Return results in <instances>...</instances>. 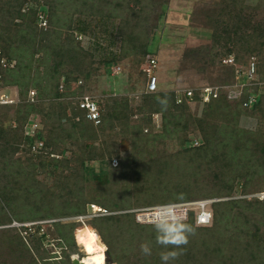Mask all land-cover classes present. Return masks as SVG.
<instances>
[{"label":"trees","instance_id":"1","mask_svg":"<svg viewBox=\"0 0 264 264\" xmlns=\"http://www.w3.org/2000/svg\"><path fill=\"white\" fill-rule=\"evenodd\" d=\"M62 1L0 0V57H5L7 61H15L13 67H3L0 64V71L3 75L1 84L9 88L16 87L19 101L16 118L19 126L17 128L10 126L7 130L4 125H0V174L2 172L0 175V214L2 213L0 222H10L13 219L17 221L40 220L42 217H51L61 213H78L85 211L86 202L91 200L109 208H117L119 204L110 205L107 202V195L111 193L108 188H112L113 184L112 180L109 182V179L115 175L112 169H116L127 181L124 183L123 196H126L130 182L138 186L142 183L136 177L140 172L138 153H140L141 142L147 139V136L143 134V123L149 122L154 113H159L161 114V125L165 131H168V134L184 131L190 125L191 115L186 116L190 103L185 97L178 102L175 90H157L142 94L140 108L143 113L140 118L133 117V107L127 96L98 100L101 111L98 123L87 117L86 110L78 104L79 99L73 98L74 101H72L69 98L71 109L75 114H79L81 119L79 121H74L73 118L64 119L65 111L62 107V100L86 93L92 73H96L98 68L93 64L96 61L97 64H103L104 74L110 75L112 67L120 62L125 48L127 54H140L141 58L138 60L149 56L148 54L152 53L151 45L155 37L156 25L146 28L143 23H132L138 12L136 5L129 7V10L121 14L127 7L126 0H115L113 6L110 4L114 0H79L85 5L90 2V10H82L77 14V27L72 24L74 14L58 23L54 21V17L57 16L58 21L61 20L57 8ZM100 2L105 6L102 4L100 6ZM246 4L241 0H220L216 8L211 11L207 10L208 14L205 16L208 18L207 23L210 22L211 42L196 47L192 51L195 53L193 56L203 62V68L204 64L209 67L219 62V59L233 56L236 63L243 61L244 65L241 69L247 71L249 61L254 57L256 65L254 80L260 83L264 82V23L256 19L251 11L252 7ZM94 8L98 9L101 16L94 15L98 13L94 11ZM40 13L46 15V27L39 25ZM103 16L110 19L120 18L121 22H128V26L119 27L117 32L115 31V34L121 38L123 48L118 53L110 51L107 46L108 44L115 45L116 38L111 37L108 43L104 44L100 37L96 36L93 45L84 48L77 40L78 35L73 32L75 29L79 34L87 33L91 24L95 23L94 18ZM219 82L229 84L231 79ZM31 90L35 91L34 100L38 99L37 102L30 100ZM251 90V93L257 94L256 101L251 105L243 106L242 104V101L248 98L247 90L240 100H231L226 93L222 92L218 97H212L203 102L204 116L208 117L213 110H224L229 106L228 103H235L256 115L260 123L264 124V93L259 92V85H255ZM192 102H201L198 91L195 92ZM30 116L40 117V126L37 133L32 136L24 132L25 124ZM205 117L202 119L204 120ZM199 121L201 122L200 119H196V122L199 123ZM111 131L114 133L112 134ZM243 131L237 130L236 126L227 129L223 137V141L226 140L225 155L229 159L230 165L228 166L232 173V180H229L228 184L224 183L219 189L222 192L214 194L232 195L236 187H240L243 193L252 192L249 188L248 176L252 174V162L255 158L249 154V149L243 148ZM248 133H250L249 137L254 136V139L260 136L258 141L262 145L259 149L261 157H264V127L257 133L252 131ZM99 134L103 138L104 135L118 138L120 149L128 153L126 155L117 154L120 156L119 167H110L109 172L103 171V174H109L106 179L102 177V173V176L93 174L95 179H100V185L104 188H99L97 192L91 194V197L80 198L78 192L82 189L80 178L82 174L83 176L92 175V161L109 160L110 162L113 156V151L103 150L90 139ZM75 135L85 137V139L77 144L71 141L73 145H76V149H73V154L67 158L64 155L65 144ZM207 136L206 134V139H208ZM39 140H43L44 145L36 152L32 151L31 145ZM103 140L105 141L106 138ZM183 141L185 145H188L185 148L186 151L207 149L206 143L203 142V144L202 141L198 148H194L196 145L187 137ZM20 145H23L27 157L15 161L13 156ZM30 152L32 154H28ZM12 161L17 162L16 169L13 171L17 175L21 176L26 171L27 174H32L36 170H41L42 173L53 176L58 174L62 178L56 180L54 188L45 189L35 188L34 180L30 181L26 187V193L24 192V197L29 203L26 206L21 201L23 181L17 180L15 184H11L13 182L8 178L5 169L6 163L12 165ZM25 167L28 169L25 170ZM130 174L133 176H129ZM186 177L187 175L183 173L174 184H169L167 179L161 178L158 188L162 189L151 197V201L186 198L191 182L186 181ZM21 186L22 189L18 196H15ZM144 187L150 186L145 183ZM261 191H264V188L255 190V194ZM209 207L213 213L211 225H198L194 211H189L185 222L192 226L194 234L189 235L187 245L178 248L172 245L164 247L157 243V231H154L155 244L151 249L152 262L162 264V253L176 252L177 257L170 260L169 264H264V196L254 195L249 198L213 201ZM7 208L12 213L11 215L6 213ZM53 224L56 226L54 238L64 242L66 248L74 250L75 244L78 243L77 234L74 231L77 224H60L55 221ZM230 225L233 226V231L229 229ZM91 226L107 246L103 255L105 264H113L115 260L121 258L127 259L133 249H137L138 253L142 254L141 246L137 247L132 240L138 231L136 227L140 226L132 213L124 212L97 217L93 219ZM20 229L31 235L30 240H22L21 244L25 250L39 251V240L42 236H47L43 231L44 224L37 222L32 225H22ZM108 232L111 233L112 240L107 236ZM38 233H41V236H38ZM106 257L109 259L107 262ZM69 259H67L69 264H73ZM44 262L52 264L47 259Z\"/></svg>","mask_w":264,"mask_h":264},{"label":"rangeland","instance_id":"2","mask_svg":"<svg viewBox=\"0 0 264 264\" xmlns=\"http://www.w3.org/2000/svg\"><path fill=\"white\" fill-rule=\"evenodd\" d=\"M219 1L220 0H126L127 7L121 14L129 10V7L136 5L135 7H137L138 12L132 23H143L146 28L156 25V33L151 45L152 53L141 60H138L141 58L140 54H127L125 52L127 49L121 47V38L115 34V31L117 32L119 27L128 26V22H121L120 18L110 19L107 16H103L100 17V19L95 17L93 20L95 23L91 24L89 30L85 34H79L74 29V34L78 35L77 40L81 42L84 48L92 46L95 39L94 37L97 36L100 37V40L104 44L108 43L111 37L117 39L115 45H107L110 51L118 53L120 49L124 50L120 62L112 67L110 75L104 74L105 67L103 64H97V61L93 64L98 67L97 72L92 73L91 81L85 94H90L96 99L97 103L98 100L101 101L107 97L119 98L127 96L130 99L131 107H133V117L140 118L143 113L140 108L141 95L150 92L147 89L148 75L145 70L151 58H154L156 61V65L153 69L158 79V91L175 90L177 93H181V91H177V89L200 88L204 85L218 84L220 83L219 81L227 79H231L230 83L235 82L238 75L237 71H240L244 65L242 64L243 61H239V63L232 66L224 64L222 60L219 59V62L217 61L215 65H210L208 67V65L206 66L204 64L203 68V62L200 61L198 57H194L193 54L195 53L192 51L196 47L211 42L210 22L207 23L208 18H206L205 15L208 14L207 10L211 11L216 8ZM242 1L247 3L246 5H250L253 9L251 11H253L256 19L264 23V0H241V2ZM115 2L114 0L110 5L113 6ZM89 3L85 5L79 0H63L59 8H57L61 20L58 21L56 16L54 17V21L61 23L63 19L67 20L68 17L74 14L72 24L74 27H77V14L82 10L89 11ZM101 4L105 6L104 3L100 2V6ZM94 11L98 12L94 15L101 16L98 9ZM99 55L98 57H100ZM202 68L204 70H202ZM239 78L242 79V76L240 75ZM232 79L234 80L232 81ZM255 85H259V92L264 93V82L258 83L256 80L249 81L247 89H251ZM9 92H11L13 98L17 100L12 104H7L0 108V125H4L7 130H9L10 126L16 128L19 126V122L16 119L19 102L17 98V88L10 87ZM80 96L81 95L66 97V100H62V107L65 111L64 119L73 118L74 121H79L81 119V116L75 114L69 104L70 99L74 101V99H79ZM37 101L38 99H35L33 102ZM189 103L190 107L186 116L191 115L190 125L184 131H176L172 134H168V131H165L161 125V114L159 113H154L149 122L143 123V134L147 136V139L141 142L140 153H138L140 158L138 160V168L140 172L136 177L139 182L142 181V183L138 186V184L130 182V188L126 191V196H123L124 183L127 181L123 179L116 169H112L115 175H112L109 179V182L112 180L113 184L111 185L112 188H108L111 193L107 195V202L110 205L113 203L119 204L117 208H109L95 200H91L86 202L85 211L78 213H61L51 217H42L40 220L17 221L13 219L10 222H0V264H45L44 261L46 259L52 262V264H69L68 258H70L69 260L71 263H73L72 260L74 258H78L79 260H83L84 264H105L103 255L104 251L106 252L107 246L101 241L98 233L91 226L94 218L116 213H132L135 221L140 224V226L136 227L138 231H136L135 237H132V240H134L133 243L135 242L137 247L142 244H148L150 248L153 249V245L155 244L153 241V232L156 231L155 224L158 222L163 223L164 221L156 220L154 215L150 213L152 207L174 202L209 199L211 202L209 201L208 208H210L209 206L213 201L249 198L255 195V190L264 188V157H261L259 149L262 145L258 141L260 136H256L257 138L254 139V136L249 137L250 133H248L249 131L257 133L264 127V124L260 123L259 118L235 103H228L229 106L224 110H213L209 113L208 117H205L203 102ZM203 117H205L204 120L202 119ZM33 118L38 119V122L40 120L39 116H30L29 120ZM196 119L201 120V122L199 121L200 124L196 122ZM94 122L98 123V121ZM236 126L239 131H248H243V148L249 149V154L255 158L252 162V174L249 175L250 177L248 176V180L250 181L249 188L252 192L243 193L240 187H236L232 195L214 194L222 192V190L219 189L225 182L228 184V181L232 180V173L228 166L230 165L229 159L227 155H225L227 151V147L224 146L226 140L223 141V137L227 129ZM201 127L204 129L202 130ZM97 131L98 130H96V132ZM111 133L113 134L114 132L111 131ZM206 134L208 135V139H206ZM186 137L193 143L195 139L199 140V144L201 141L202 143H206L207 146H204H206L207 149L205 151L195 149L196 152L194 150L186 151L185 148L188 145H185L183 141ZM104 138H106L107 141H104ZM104 138L99 134L96 135L95 138L90 139L96 146L102 147L103 150L113 151V156L110 162L109 160H103L104 162L101 160L92 161V175L83 176L82 174L80 178L82 185V189L78 190L80 198L91 197V194L97 192L99 188H104L100 185V179H95L96 177H94L93 174L101 175L103 171L109 172L110 167L118 168L120 156L117 154L126 155L128 153L120 149L118 138L105 135ZM84 139L85 137L72 136V139L65 144L66 150L64 155L68 158L73 154L72 150L76 149V145H73L71 141L77 144ZM199 144L194 148L200 147ZM22 146L20 145V148L13 156L15 161L17 159L23 160L27 157V153ZM28 154L32 153L30 152ZM220 155H222V158H220ZM208 161H210V163H208ZM16 165L17 162L14 161H12V165L6 163L5 169L7 170L8 178L13 182L11 184H15L17 180L23 181V193H26V187H28L30 181L32 182L34 180L35 188L45 189L53 187L56 180H61L62 178L58 174L53 176L42 173L41 170H36L32 174H27L26 171L20 176L13 172L16 169ZM1 167L3 166L1 165ZM27 169L28 168L25 167V170ZM65 171L67 172L66 169ZM183 173L187 175L186 181H191L189 183L190 188L188 189V196L186 198L168 201L160 200L159 202L151 201V197L162 189L158 188L161 178L167 179L169 184H174ZM108 176L109 174H103L102 177L106 179ZM129 176L133 175L130 174ZM147 178H149V180H146ZM145 183L149 184L150 187H144ZM21 189L22 186L18 188L15 196H18ZM23 193L21 195V201L27 206L29 203L27 198L24 197L25 193ZM93 195L92 197H95ZM5 210L9 215L12 214L8 208ZM198 210V205H193L192 210L189 211H194V213H196ZM0 216H2V213ZM182 220L185 221L186 219ZM54 221L60 224H77L74 231L77 234L78 243L75 244L74 250L66 248L64 242L54 238L56 236L54 233V229L56 228L55 224H53ZM37 222H42L44 224L43 231L46 232L47 236H42L40 239L38 236H41V233H38L37 238L40 239L39 251H34V249H32V251H26L21 243L22 240H30L29 237L31 235H29V232L26 233L25 230L20 229V226L32 225ZM207 225H211V223ZM232 228L233 226L230 225L229 229L231 231H233ZM107 236L112 240L110 232L107 233ZM129 256L130 257H127V259H117L113 264H158L157 262H152L151 255H140L137 249L131 250ZM107 261H109V259L106 257V262Z\"/></svg>","mask_w":264,"mask_h":264},{"label":"built area","instance_id":"3","mask_svg":"<svg viewBox=\"0 0 264 264\" xmlns=\"http://www.w3.org/2000/svg\"><path fill=\"white\" fill-rule=\"evenodd\" d=\"M39 25L46 27L47 26V19L44 13L39 14ZM224 64L228 65H236V61L233 56L224 57L222 59ZM0 64L3 67H13L15 61H7L5 57H0ZM156 65V61L154 58H151L148 62V66L146 67V72L148 75V83L147 89L148 91H157L158 90V79L156 74L154 73V67ZM145 68V67H144ZM255 70L256 65L254 61V57H252L249 61V67L247 71H242V69L237 71V80L235 82L229 84H210L204 85L200 88H184V89H177V91H181V93H177V101L181 102L182 99L185 97L187 101L192 102L193 97L196 91H198V96L201 102H206L210 100L212 97H218L222 92L226 93L227 97L231 100H240L242 99L245 90L249 92L248 98L242 101L243 106H249L254 103L257 99L256 93H251V89H246V86L249 81H253L255 77ZM242 76V79L239 76ZM2 72L0 71V107L5 106L7 104H12L16 102V99L13 98V94L9 92V87L3 86L1 84L2 80ZM34 94L35 91L31 90L29 92V98L31 101H34ZM78 104L81 108L86 110L87 116L90 119H94L98 121L100 118V109L99 105L90 94H83L79 97ZM24 132L27 135H35L39 128L38 119H30L27 121V124L24 127ZM195 145L199 144V140L195 139ZM44 145L43 140H39L34 142L31 145V150L36 152L40 147ZM255 195H259L260 197L264 196V191L256 193ZM211 200H193V201H182V202H174L162 205H156L152 207L151 214L154 215L157 221H164L170 213H175L179 216L180 219H187L189 210H192L193 205H198L199 210L195 213L196 216V223L198 225H207L212 222L213 213L210 208H208V203ZM184 206V207H182Z\"/></svg>","mask_w":264,"mask_h":264},{"label":"clouds","instance_id":"4","mask_svg":"<svg viewBox=\"0 0 264 264\" xmlns=\"http://www.w3.org/2000/svg\"><path fill=\"white\" fill-rule=\"evenodd\" d=\"M157 243L167 247L169 245L181 247L189 242V235L194 234V229L184 220L180 219L175 213H170L163 223H156ZM141 252L144 255H151V248L148 244L141 245ZM178 253L165 252L161 254L162 264H169V261L175 259Z\"/></svg>","mask_w":264,"mask_h":264},{"label":"water","instance_id":"5","mask_svg":"<svg viewBox=\"0 0 264 264\" xmlns=\"http://www.w3.org/2000/svg\"><path fill=\"white\" fill-rule=\"evenodd\" d=\"M72 262H73V264H84V263H83V260H79L78 258H74V259L72 260Z\"/></svg>","mask_w":264,"mask_h":264}]
</instances>
